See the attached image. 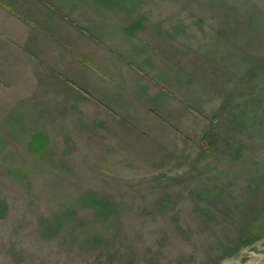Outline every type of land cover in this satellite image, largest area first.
Masks as SVG:
<instances>
[{"label": "rangeland", "instance_id": "rangeland-1", "mask_svg": "<svg viewBox=\"0 0 264 264\" xmlns=\"http://www.w3.org/2000/svg\"><path fill=\"white\" fill-rule=\"evenodd\" d=\"M33 4L0 264H264V0Z\"/></svg>", "mask_w": 264, "mask_h": 264}, {"label": "crops", "instance_id": "crops-1", "mask_svg": "<svg viewBox=\"0 0 264 264\" xmlns=\"http://www.w3.org/2000/svg\"><path fill=\"white\" fill-rule=\"evenodd\" d=\"M32 4L33 0H0V134H10L17 103L30 102L27 86L33 77L39 81L44 71L46 49L40 31L47 28L48 19L31 18L37 14ZM21 12L24 18H16ZM65 19L81 33L77 18Z\"/></svg>", "mask_w": 264, "mask_h": 264}]
</instances>
